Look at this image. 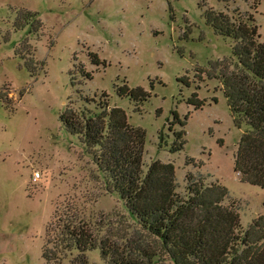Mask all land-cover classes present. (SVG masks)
<instances>
[{
  "label": "rangeland",
  "instance_id": "obj_1",
  "mask_svg": "<svg viewBox=\"0 0 264 264\" xmlns=\"http://www.w3.org/2000/svg\"><path fill=\"white\" fill-rule=\"evenodd\" d=\"M210 10L252 19L264 41V0H0V264H45L46 240L69 220L112 247L87 251V264L154 246L99 171L98 147L63 121L99 115L103 102L145 132L144 173L159 160L173 164L180 193L188 172L225 186L244 231L264 217V189L233 168L248 126L234 124L221 89L218 64L237 61ZM124 85L145 98L120 95ZM153 264L173 263L158 254Z\"/></svg>",
  "mask_w": 264,
  "mask_h": 264
},
{
  "label": "trees",
  "instance_id": "obj_2",
  "mask_svg": "<svg viewBox=\"0 0 264 264\" xmlns=\"http://www.w3.org/2000/svg\"><path fill=\"white\" fill-rule=\"evenodd\" d=\"M207 20L218 34L234 40L232 54L237 63L218 64L223 67L221 89L233 122L238 128L242 123L248 126L237 144L234 171L240 181L264 189V41L250 18L236 19L210 10ZM120 92L132 99L146 96L141 88L125 85ZM194 105L199 108L202 104ZM100 106L103 111L99 115L85 117L82 113L80 118L70 113L62 116L63 121L72 133L81 135L87 147H98L93 157L110 190L154 239V246L134 247L135 257L121 256L116 250L114 264H153L158 254L173 264H264V217L255 218L244 231L237 209L223 204L228 195L225 186L207 184L201 175L188 172L185 191L180 193L173 164L159 160L144 173L145 132L129 125L121 108L108 112L105 102ZM181 137L182 132H177L178 141ZM182 146L179 141L173 150ZM61 228L53 246L49 247V240L43 246L45 264H87L86 252L97 246L104 257L112 255V247L97 241L89 225L69 220Z\"/></svg>",
  "mask_w": 264,
  "mask_h": 264
},
{
  "label": "built area",
  "instance_id": "obj_3",
  "mask_svg": "<svg viewBox=\"0 0 264 264\" xmlns=\"http://www.w3.org/2000/svg\"><path fill=\"white\" fill-rule=\"evenodd\" d=\"M40 177V174L38 172L33 173V180H37Z\"/></svg>",
  "mask_w": 264,
  "mask_h": 264
}]
</instances>
